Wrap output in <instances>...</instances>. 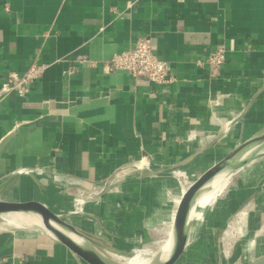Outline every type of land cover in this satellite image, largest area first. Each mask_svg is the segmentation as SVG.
I'll list each match as a JSON object with an SVG mask.
<instances>
[{"label":"crops","instance_id":"crops-1","mask_svg":"<svg viewBox=\"0 0 264 264\" xmlns=\"http://www.w3.org/2000/svg\"><path fill=\"white\" fill-rule=\"evenodd\" d=\"M144 37L172 83L104 71ZM220 46L226 61L210 65ZM34 62L46 69L30 92L0 98V179L18 173L0 200L43 203L109 258L144 248L162 256L182 197L172 174L201 176L264 131V0H0V87ZM253 163L217 208L236 212L254 195ZM6 226L0 264H88L39 230ZM191 233L188 246L201 230ZM261 244L238 264L264 258ZM188 246L176 264H194Z\"/></svg>","mask_w":264,"mask_h":264},{"label":"water","instance_id":"water-1","mask_svg":"<svg viewBox=\"0 0 264 264\" xmlns=\"http://www.w3.org/2000/svg\"><path fill=\"white\" fill-rule=\"evenodd\" d=\"M243 116L238 118L241 121ZM205 149L201 150L202 153ZM264 157V131L255 134L244 142H239L225 158L213 165L199 176L183 193L174 218L171 239L168 248L149 264H176L186 251L192 229V212L208 185L218 176L232 175L258 158ZM184 164V163H183ZM183 164L165 169L140 168L134 166L135 172L142 175H157L175 171ZM18 173L0 179L1 190ZM108 188H105L106 191ZM15 215L25 226L39 230L54 240L67 246L75 255L88 264H115L101 252L92 241L67 223L65 215L54 212L51 208L38 201L10 202L0 200V216ZM251 264H264V258Z\"/></svg>","mask_w":264,"mask_h":264},{"label":"rangeland","instance_id":"rangeland-1","mask_svg":"<svg viewBox=\"0 0 264 264\" xmlns=\"http://www.w3.org/2000/svg\"><path fill=\"white\" fill-rule=\"evenodd\" d=\"M251 166L260 168L257 177L253 178L252 181L255 185V191H252L254 195L250 196L247 193L244 197V203L239 206L240 208L236 212H232V206H222L219 209L216 204L220 198H227L232 194V185L243 171L234 174L227 191L204 210V219L199 224L201 235L193 238L188 246L190 251L186 253L187 255L191 251L197 253L190 260L194 264H202L203 260L207 264H238L244 259H250L258 255L256 248L260 243H262L261 252L264 251V157L254 161L253 164L249 165V167ZM172 176L180 185V190L188 188L199 177L197 174H188L185 171L174 173ZM245 199L247 200L245 201ZM234 213L237 216L232 223V214ZM7 216H0V227L6 226ZM249 221L252 222L251 226ZM194 223L195 219H192V224ZM256 240L259 241L255 247H252V243ZM242 246L244 254H238L237 256L235 253L237 250H241ZM137 255H140V253L122 256L125 260L120 258L115 260L114 263L125 264L128 258ZM144 257L149 259L150 262L155 259V256L151 255Z\"/></svg>","mask_w":264,"mask_h":264},{"label":"built area","instance_id":"built-area-1","mask_svg":"<svg viewBox=\"0 0 264 264\" xmlns=\"http://www.w3.org/2000/svg\"><path fill=\"white\" fill-rule=\"evenodd\" d=\"M225 61L226 50L223 46L208 58V63L216 67H220ZM79 63L92 66L96 64L86 57L79 58ZM45 69V65L34 62L21 74L10 72L7 80L0 87V98L10 93L26 96L32 86L42 78ZM103 69L106 73L126 71L134 78L143 77L158 85L170 84L175 80L169 62L156 54L155 43L147 37L140 38L133 47L106 60Z\"/></svg>","mask_w":264,"mask_h":264},{"label":"bare ground","instance_id":"bare-ground-1","mask_svg":"<svg viewBox=\"0 0 264 264\" xmlns=\"http://www.w3.org/2000/svg\"><path fill=\"white\" fill-rule=\"evenodd\" d=\"M233 175L234 174L227 175V176L221 175V176L216 177L208 185L206 191L200 196V198H199V200H198V202H197V204H196V206L194 208V211L192 212V216H191L192 219H195V223L193 224V227H192V230H191V232H192L191 236L192 237H195L198 234L199 224L204 219V217H203L204 210L206 209L207 206L212 205L213 203H215V201L217 199H219L220 196H222L227 191L228 186H229V184L231 182V178L233 177ZM186 189L187 188H182L181 189V195H183V193L186 191ZM177 201H179V199ZM6 224L12 225V226H15V227H21V228H23V226H25V223L23 221H21L15 215H8ZM258 241L259 240H256L254 243H252V247H255V245H256V243ZM141 252L142 253H140V255L128 258L125 264H149L150 260L147 259L144 256H150V255L151 256H155L157 254H160V250L152 249V248H147V249L144 248V250H142ZM110 258L113 261H115V260H119L120 258H123V257L113 255Z\"/></svg>","mask_w":264,"mask_h":264}]
</instances>
